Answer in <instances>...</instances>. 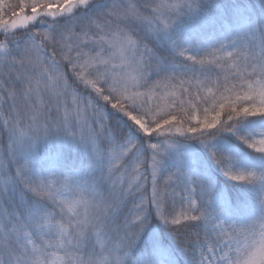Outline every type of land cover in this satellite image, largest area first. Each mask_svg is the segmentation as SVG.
<instances>
[{
    "label": "snow or ice",
    "instance_id": "obj_1",
    "mask_svg": "<svg viewBox=\"0 0 264 264\" xmlns=\"http://www.w3.org/2000/svg\"><path fill=\"white\" fill-rule=\"evenodd\" d=\"M0 264H264V0H0Z\"/></svg>",
    "mask_w": 264,
    "mask_h": 264
},
{
    "label": "trees",
    "instance_id": "obj_2",
    "mask_svg": "<svg viewBox=\"0 0 264 264\" xmlns=\"http://www.w3.org/2000/svg\"><path fill=\"white\" fill-rule=\"evenodd\" d=\"M11 2H12V3H15V2H16V0H11Z\"/></svg>",
    "mask_w": 264,
    "mask_h": 264
}]
</instances>
